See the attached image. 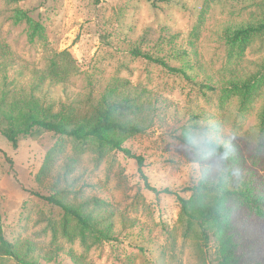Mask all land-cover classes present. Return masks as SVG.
Wrapping results in <instances>:
<instances>
[{
  "label": "rangeland",
  "instance_id": "374dc122",
  "mask_svg": "<svg viewBox=\"0 0 264 264\" xmlns=\"http://www.w3.org/2000/svg\"><path fill=\"white\" fill-rule=\"evenodd\" d=\"M15 10L40 23L45 38L30 41L29 26L13 23ZM254 22H264V0H0V43L8 49L0 56V93L7 102L34 97L53 112L66 109L76 122L92 117L109 83L122 80L146 93L153 119L145 133L123 137V146L143 158V175L133 157L99 155L94 144L54 132L20 136L16 148L0 135L3 237L32 244L39 264H215L213 234L187 222L174 194L188 198L185 190L208 169L211 177L230 172L232 185L264 196V36L236 47L225 30ZM173 47L196 54L173 58ZM135 48L184 68L193 80L135 57ZM64 51L75 65L68 81L38 85L53 54ZM195 123L206 128L194 130ZM204 138L223 143L227 154L196 151L184 141ZM57 143L62 153L40 180ZM45 197L101 200L115 241L68 239L62 210ZM226 207L238 264H264V211L240 199ZM0 264L18 263L0 256Z\"/></svg>",
  "mask_w": 264,
  "mask_h": 264
},
{
  "label": "trees",
  "instance_id": "16d2710c",
  "mask_svg": "<svg viewBox=\"0 0 264 264\" xmlns=\"http://www.w3.org/2000/svg\"><path fill=\"white\" fill-rule=\"evenodd\" d=\"M12 20L14 24L25 22L29 26L30 41L45 38L43 26L33 21L25 12L15 10ZM225 30L230 45L243 47L251 37L264 36V22L236 24L226 27ZM131 53L135 57H142L161 65L186 80H193L184 68L170 66L163 58L153 57L136 48L131 50ZM7 54V47L0 43V56L5 57ZM195 54V50L190 54L180 47H173L170 51L173 58L179 59ZM74 70V60L67 52L53 54L46 70L38 75V85L41 86L45 80L50 84H65ZM231 86L246 91L249 89L247 83H231ZM205 88L211 91L214 89L210 85H205ZM145 94L142 89L131 87L127 82L114 80L111 84L109 83L95 114L90 118L84 117L75 122L70 119L68 111L64 108L53 112L51 106L45 105L44 102L34 97L31 100L7 102V93L3 92L0 93V135L13 148H16L20 136L32 135L37 129L54 132L62 137L73 139L77 143L94 144L99 155L115 150L133 157L142 174L143 158L134 156L129 149L123 146V137L143 134L153 125V119L148 114ZM4 123L6 126H3ZM191 128L198 130L206 127L195 123ZM261 128L264 130V106L261 114ZM184 141L196 151L214 155L227 154L225 145L211 138L196 142L189 139ZM61 153L62 148L59 143L47 152L38 179L42 180L48 175L51 166ZM230 179V172H222L218 176L211 177L209 170L205 169L197 184L185 190L191 193L188 198L174 194L180 203L181 214L187 222L198 225L203 232L210 230L213 234L219 252L215 264H238L237 243L231 232L230 208L226 207V203L229 200L240 199L257 211H264L263 195L254 192L248 185L234 186ZM152 190L156 191L154 188ZM164 192L172 193L169 190H164ZM43 199L62 210L64 218L61 223V232L68 239L78 237L82 243H86L91 237L98 242L115 241L112 215L106 210L103 211L102 206H105V203L101 200L72 202L55 197ZM34 252L32 244L28 242L16 243L6 240L0 228L1 257H8L18 264H39L34 257Z\"/></svg>",
  "mask_w": 264,
  "mask_h": 264
}]
</instances>
